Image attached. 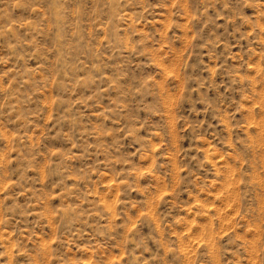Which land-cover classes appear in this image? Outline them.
Returning <instances> with one entry per match:
<instances>
[{"label":"rangeland","instance_id":"obj_1","mask_svg":"<svg viewBox=\"0 0 264 264\" xmlns=\"http://www.w3.org/2000/svg\"><path fill=\"white\" fill-rule=\"evenodd\" d=\"M0 264H264V0H0Z\"/></svg>","mask_w":264,"mask_h":264}]
</instances>
